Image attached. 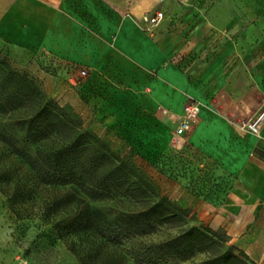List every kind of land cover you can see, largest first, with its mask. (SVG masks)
Listing matches in <instances>:
<instances>
[{
	"label": "crops",
	"instance_id": "0c3cea01",
	"mask_svg": "<svg viewBox=\"0 0 264 264\" xmlns=\"http://www.w3.org/2000/svg\"><path fill=\"white\" fill-rule=\"evenodd\" d=\"M156 9L165 17L150 30L142 17ZM239 27L226 9L167 0H0V49L27 65L54 60L93 70L92 89L106 87L112 97L107 120L152 115L169 143L185 104L199 101L184 147L215 162L233 184L217 207L184 189L175 199L264 264V125L259 134L240 126L264 106V63L255 46L238 40Z\"/></svg>",
	"mask_w": 264,
	"mask_h": 264
},
{
	"label": "trees",
	"instance_id": "16d2710c",
	"mask_svg": "<svg viewBox=\"0 0 264 264\" xmlns=\"http://www.w3.org/2000/svg\"><path fill=\"white\" fill-rule=\"evenodd\" d=\"M6 56L0 53V143L38 184L66 190L62 201L75 205L42 230L50 245L69 237L71 252L81 259L74 238H92V249H127L131 264H256L224 229L204 225L191 208L162 195Z\"/></svg>",
	"mask_w": 264,
	"mask_h": 264
},
{
	"label": "rangeland",
	"instance_id": "374dc122",
	"mask_svg": "<svg viewBox=\"0 0 264 264\" xmlns=\"http://www.w3.org/2000/svg\"><path fill=\"white\" fill-rule=\"evenodd\" d=\"M167 1L184 9L213 7L237 15L240 26L239 34H236L238 40L255 46L254 56L264 63V0ZM2 50L0 53L6 56ZM6 57L16 70L31 77L49 97L105 141L162 195L180 204L175 198L181 196L184 189L207 204L217 207L223 203L221 198L233 184V177L193 149L174 148V135L166 143L152 115L140 118L122 112L116 113L114 121L107 120L109 116L105 115V108L112 97L106 87L98 89L94 86L92 89L89 76L93 70L86 68L88 76L83 78L78 65L54 64V60L27 65L21 60L17 62ZM101 84L107 85V82ZM198 192L208 195L207 198ZM65 194L66 190L38 184L27 167L0 143V264H131L127 259V249L106 245L92 249V238H74L75 247L83 256L81 259L71 252L69 246H73L74 241L69 237L56 245L49 244L42 236V230L65 218L75 207L62 201ZM99 205L112 210L117 207L113 203ZM198 218L204 225L222 229L214 221ZM167 234L168 231L150 239L159 240ZM108 257L112 263L108 262Z\"/></svg>",
	"mask_w": 264,
	"mask_h": 264
},
{
	"label": "built area",
	"instance_id": "2783aa9c",
	"mask_svg": "<svg viewBox=\"0 0 264 264\" xmlns=\"http://www.w3.org/2000/svg\"><path fill=\"white\" fill-rule=\"evenodd\" d=\"M158 3H162L164 0H157ZM165 14L162 10L156 9L151 12L146 13L142 20L146 22L150 30L158 27L164 20ZM79 74L81 77L85 78L88 76V71L86 68H80ZM201 104L199 101L189 100L185 106L183 114L179 119V123L174 130V142L173 147L176 149H181L185 146L182 141L183 138L196 126L200 118ZM264 125V106L250 118L241 121L240 126L254 134H259L262 126Z\"/></svg>",
	"mask_w": 264,
	"mask_h": 264
}]
</instances>
